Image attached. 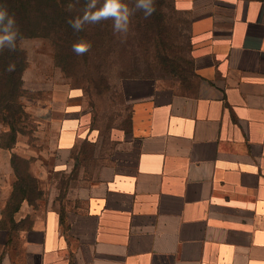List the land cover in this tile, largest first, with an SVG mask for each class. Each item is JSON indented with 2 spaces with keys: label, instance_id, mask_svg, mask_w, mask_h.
Returning <instances> with one entry per match:
<instances>
[{
  "label": "crops",
  "instance_id": "obj_1",
  "mask_svg": "<svg viewBox=\"0 0 264 264\" xmlns=\"http://www.w3.org/2000/svg\"><path fill=\"white\" fill-rule=\"evenodd\" d=\"M190 3L192 78L127 82L107 164L76 206L0 227V264H264V0ZM64 121L62 148L99 143Z\"/></svg>",
  "mask_w": 264,
  "mask_h": 264
},
{
  "label": "rangeland",
  "instance_id": "obj_2",
  "mask_svg": "<svg viewBox=\"0 0 264 264\" xmlns=\"http://www.w3.org/2000/svg\"><path fill=\"white\" fill-rule=\"evenodd\" d=\"M70 1L35 5L31 25L18 15L25 28L19 31L15 64L13 51H0V227L16 233L46 209L77 205L78 190L92 184L108 162L111 130L126 125L127 82L154 79L174 86L192 78L190 13L181 10L190 0H153L152 15L135 11L126 34L114 32L113 21L105 20L61 37L56 31L85 9L86 0H74V9ZM123 2L131 9L136 0ZM81 39L91 47L77 55L72 45ZM23 57L18 89L15 70ZM66 115L79 117L82 134L95 133L99 143L82 140L62 148L58 140L70 143L74 134L62 128L76 126L64 121Z\"/></svg>",
  "mask_w": 264,
  "mask_h": 264
},
{
  "label": "clouds",
  "instance_id": "obj_3",
  "mask_svg": "<svg viewBox=\"0 0 264 264\" xmlns=\"http://www.w3.org/2000/svg\"><path fill=\"white\" fill-rule=\"evenodd\" d=\"M97 2L98 0H86L83 15L68 21L75 31L83 30L86 24L112 20L114 32L126 34L129 30L130 17L135 11L143 10L145 17L151 16L155 11L153 0H136L135 7L131 9L123 0H103L100 7H97ZM19 35V27L14 16L9 15L6 7L0 5V51L5 48L15 51ZM90 47L91 44L83 39L72 45L77 55L86 53ZM8 70H14V66L10 65Z\"/></svg>",
  "mask_w": 264,
  "mask_h": 264
},
{
  "label": "trees",
  "instance_id": "obj_4",
  "mask_svg": "<svg viewBox=\"0 0 264 264\" xmlns=\"http://www.w3.org/2000/svg\"><path fill=\"white\" fill-rule=\"evenodd\" d=\"M43 4H44V0H0V5L5 6L9 15L14 16L16 24L19 27V31L25 28V24L31 25L33 23L35 17H34V14L30 13L31 8L34 7L35 5L39 7ZM67 6L70 7L71 9H74L76 8V3L74 0H72L68 3ZM18 15H21V16L23 15L22 17L24 19V22H26L25 24L22 23L23 25H20ZM68 26L69 24H64V26H61L62 28H59L56 32L61 37L69 36V34H71L70 32H73L71 31L73 28L68 27ZM17 43H18V39H17ZM18 52L20 53V50L18 49V44H17L16 50L13 51V54L11 55V62L13 64H15V61H16L15 54ZM21 64L22 65L19 67V69L15 70L16 72L14 71L18 75V84H17L18 89H20L22 85L21 75L26 65L25 57L22 58Z\"/></svg>",
  "mask_w": 264,
  "mask_h": 264
}]
</instances>
